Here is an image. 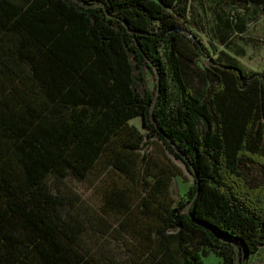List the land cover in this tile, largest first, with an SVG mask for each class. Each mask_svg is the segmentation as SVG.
I'll use <instances>...</instances> for the list:
<instances>
[{
	"label": "trees",
	"instance_id": "1",
	"mask_svg": "<svg viewBox=\"0 0 264 264\" xmlns=\"http://www.w3.org/2000/svg\"><path fill=\"white\" fill-rule=\"evenodd\" d=\"M188 1L0 0V264H112L99 243L115 227L158 264H261L264 70L214 56ZM171 158L193 175L186 201ZM96 169L84 197L47 181Z\"/></svg>",
	"mask_w": 264,
	"mask_h": 264
},
{
	"label": "rangeland",
	"instance_id": "2",
	"mask_svg": "<svg viewBox=\"0 0 264 264\" xmlns=\"http://www.w3.org/2000/svg\"><path fill=\"white\" fill-rule=\"evenodd\" d=\"M188 10L189 16L196 24V32L202 41L212 51L217 49L214 56L221 52L232 56L244 71L264 70V11L258 10L252 5L242 6L223 0H189ZM160 52L165 58V47L160 48ZM188 63L189 66L184 70L186 80L202 87L205 80L201 73L197 72L192 62ZM197 65L202 68L203 63L197 62ZM147 77L148 86L153 89L154 78L149 72H147ZM167 81L170 85L171 98L174 100L177 95L170 72ZM129 123L136 125L144 135H147L140 115L130 119ZM149 142L151 149L161 147L156 138L149 139ZM170 160L178 171V175L172 179L171 192L176 202L178 200L186 201L193 185V175L182 162L172 158ZM103 175L104 172H101V169H96L81 180L68 177L60 181L49 175L47 181L52 187L60 185L63 188L66 187L65 189L77 191L81 197H84ZM263 177L264 173L260 167L255 166L250 170L249 178L253 181ZM167 233L170 235L171 241L174 242L176 239L175 232L168 231ZM99 247L112 264H158L157 261L150 258L147 252H144L137 240L132 238V235L118 227H115L108 237L100 241ZM219 259L218 255L211 253L204 258V264H220L221 260ZM261 259L264 260L262 251L251 257L253 261L260 262Z\"/></svg>",
	"mask_w": 264,
	"mask_h": 264
},
{
	"label": "water",
	"instance_id": "3",
	"mask_svg": "<svg viewBox=\"0 0 264 264\" xmlns=\"http://www.w3.org/2000/svg\"><path fill=\"white\" fill-rule=\"evenodd\" d=\"M97 3H99V2H97ZM99 5H101V4L99 3ZM159 80H160V78L158 77L157 80H156L157 92H159ZM154 103H155V100H154ZM153 107H154V104H153ZM152 111H153V109H152ZM152 111H150V114H152ZM188 208H189V204H187L186 207H185V211L189 213ZM238 256H239V253H238ZM238 256H237V261H238V258H239Z\"/></svg>",
	"mask_w": 264,
	"mask_h": 264
},
{
	"label": "crops",
	"instance_id": "4",
	"mask_svg": "<svg viewBox=\"0 0 264 264\" xmlns=\"http://www.w3.org/2000/svg\"><path fill=\"white\" fill-rule=\"evenodd\" d=\"M218 258H219V257H218ZM219 260H221V259H219ZM220 262H221V261H220ZM204 263H205V260H204ZM261 264H264V260L261 261Z\"/></svg>",
	"mask_w": 264,
	"mask_h": 264
}]
</instances>
